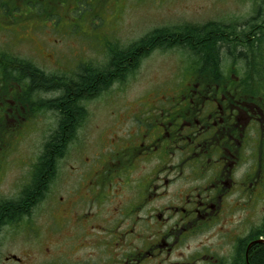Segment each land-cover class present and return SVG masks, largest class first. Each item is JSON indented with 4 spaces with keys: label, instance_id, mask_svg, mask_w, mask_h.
<instances>
[{
    "label": "flooded vegetation",
    "instance_id": "af4514ba",
    "mask_svg": "<svg viewBox=\"0 0 264 264\" xmlns=\"http://www.w3.org/2000/svg\"><path fill=\"white\" fill-rule=\"evenodd\" d=\"M169 1L0 0V22L12 31L26 25V43L36 51V57L25 58L0 49V164L6 166L3 172L0 167V186L12 165V153L1 144L11 138L15 148V141L41 129L49 117L41 151L17 192L0 193V203L35 186L45 144L62 121L61 111L48 104L64 94L33 89L21 68L3 65L4 55L25 60L50 79L69 81L91 65L105 68L114 49L162 32L169 37L181 27L216 28L235 44L222 49L217 63L190 46L154 50H178L182 67L176 82L155 89L154 100L122 105L102 126L93 124L92 132L82 130L90 115L86 105L137 70L97 97L83 98L84 114L53 156L52 177L21 220L0 228L1 235L26 220L27 249L44 258L26 250V262L9 255L4 264H253L264 246V0H236L252 2L247 16L223 12L219 6L227 0L209 8L205 2L198 21L163 20L143 29L149 24L140 23L138 8ZM124 28L129 32L120 34ZM89 40L104 43V65L80 53L90 48ZM250 42H256L258 55ZM64 49L69 63L56 68L53 62L54 70L42 63L64 55Z\"/></svg>",
    "mask_w": 264,
    "mask_h": 264
},
{
    "label": "rangeland",
    "instance_id": "374dc122",
    "mask_svg": "<svg viewBox=\"0 0 264 264\" xmlns=\"http://www.w3.org/2000/svg\"><path fill=\"white\" fill-rule=\"evenodd\" d=\"M217 1L218 0H170L166 5L163 6L161 4L158 7L146 2L143 7L138 8V17H142L140 23L144 20V22L149 24L147 27H143V29H151L152 26L163 20H173L174 22H180L182 20L198 21L205 11L203 4L207 2V8H209L214 4H218ZM155 2H157V0H155ZM248 4L250 7L252 6L251 1H249ZM248 4L236 2V0H227L225 3L220 4L221 6L219 7L223 12H227L234 16H247L249 12ZM211 13L213 12H208V14ZM132 18H134V16ZM20 31L17 29L13 31L7 30V26L0 22V34L3 35V37L0 36V49H9V52L25 58L36 57L34 47L26 43V25H24ZM128 32V28H124L121 33H119L127 34ZM139 33L140 27L138 26L134 29L132 36L136 37ZM5 37L7 39H5ZM89 41L90 48H85L87 51L81 50L80 53L85 55V58L95 65H104L107 62L104 43L100 42V44H97L92 40ZM120 44L125 45L126 43L121 42ZM39 45L41 44L38 42L37 46ZM58 46L61 45L58 44ZM63 51L64 55L44 58L42 63L48 68H53V70L55 67L53 62L56 63V68L62 61L68 60L69 63L71 61L69 58L70 55L67 54L66 49ZM177 51L176 49L169 52L157 51L152 53L141 62L136 73L128 77L123 84H115L107 93L88 103L86 107L90 115L82 130L84 132H92L93 124L102 126L107 116L112 112L117 110L119 114V111H122V105H135V101L141 98L150 101L158 98V93L155 89L162 90L168 85V82L174 80L173 83H175V80L178 78L182 67V59L179 58L181 55H178ZM152 94H154L153 97ZM42 121V128L39 130L32 129L31 134L26 138L20 140V142L15 141L16 143L13 145L15 148H12L8 143V141H11V138H6L7 142L1 144L3 149L6 150V153H12L8 155V162L12 165H10L5 172V181L0 186L1 194L8 193L9 195H14L17 192L20 181L24 180L26 177L28 164L31 163L35 155L41 151L46 136L49 134L46 132L49 130V117L42 119ZM30 127L35 126L32 124ZM20 134L26 135V129L22 130ZM19 157L25 161L23 164L15 163ZM0 167L1 172L6 169L4 164H0ZM26 243V220L18 226L5 228L0 235V264H4L6 257L9 255H14L26 262V250H28ZM38 252L40 251L32 249V247L28 250V253L32 256L36 253L38 258L43 259V252L37 254ZM8 264L15 263L9 262Z\"/></svg>",
    "mask_w": 264,
    "mask_h": 264
},
{
    "label": "trees",
    "instance_id": "16d2710c",
    "mask_svg": "<svg viewBox=\"0 0 264 264\" xmlns=\"http://www.w3.org/2000/svg\"><path fill=\"white\" fill-rule=\"evenodd\" d=\"M172 36H167L166 32L159 33L155 37H147L127 49H114L110 55L107 66L105 68L95 67L91 65L82 71L75 80L62 81L59 78L50 79L42 72L37 71L30 63L25 60L12 58L4 55L1 62L5 67L21 68L26 77L32 81V88L38 90H63L64 94L61 98L53 100L48 105L52 108L60 110L62 113V121L59 124L61 137L56 136L54 132L45 148L47 154L39 167L35 186L26 194V188L20 197L14 200L2 201L0 203V228L8 223L17 222L26 215V211L31 206L35 198H37L42 189L46 186L47 181L53 175V156L60 153L67 136L71 131L76 129L80 116L83 113L81 109V100L83 98H95L103 90L109 88L115 81L126 79L130 74L134 73L140 66L141 62L158 48H185L190 46L193 50L201 53L207 62L217 63L222 49L232 44V39L224 38V34L216 28L206 32H199V28L191 26L189 32H185L182 27L173 30ZM172 34V33H171ZM238 44V42H237ZM249 49L258 54V46L256 42L249 43ZM235 49V48H234ZM251 54V52H249ZM239 56H243L239 52ZM32 69H31V68ZM253 264H264V246L258 248L254 253Z\"/></svg>",
    "mask_w": 264,
    "mask_h": 264
}]
</instances>
